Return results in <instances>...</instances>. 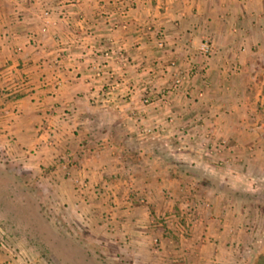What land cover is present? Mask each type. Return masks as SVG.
<instances>
[{
    "label": "crops",
    "instance_id": "crops-1",
    "mask_svg": "<svg viewBox=\"0 0 264 264\" xmlns=\"http://www.w3.org/2000/svg\"><path fill=\"white\" fill-rule=\"evenodd\" d=\"M0 155L131 264H234L260 240L222 176L264 171V0H0ZM185 202L183 236L159 217Z\"/></svg>",
    "mask_w": 264,
    "mask_h": 264
},
{
    "label": "rangeland",
    "instance_id": "rangeland-1",
    "mask_svg": "<svg viewBox=\"0 0 264 264\" xmlns=\"http://www.w3.org/2000/svg\"><path fill=\"white\" fill-rule=\"evenodd\" d=\"M14 168L0 155V249L21 260L19 264H131L127 252L105 247L99 252L96 244H101L102 238L91 233L78 217L68 218L69 209L48 195V187L33 178H21ZM255 172L250 171V176ZM230 173L222 176L229 182L221 188L237 206L240 221L249 219L242 224L250 225L248 230L258 232L260 239L249 255H244L241 244L234 246L232 255L238 256L233 258L234 264H260L264 256V171L254 178L255 186L244 174ZM222 177H216L217 181Z\"/></svg>",
    "mask_w": 264,
    "mask_h": 264
},
{
    "label": "built area",
    "instance_id": "built-area-1",
    "mask_svg": "<svg viewBox=\"0 0 264 264\" xmlns=\"http://www.w3.org/2000/svg\"><path fill=\"white\" fill-rule=\"evenodd\" d=\"M198 50L205 55H209L213 50L212 42L205 38L203 39L199 46ZM183 74L177 76L174 79L173 86H177L181 80L183 79ZM200 145L204 150L205 156L209 158V160L222 163L227 162V158L223 157V152L226 148L225 141L221 139H216L211 136L209 132L205 133V138L201 140ZM230 151L231 148H230ZM229 161V160H228ZM141 202H144V198L141 197ZM178 210V209H177ZM173 213V212H172ZM175 214L172 219L171 216H167L168 214L162 215L159 217V221L162 223L170 224L173 221H176L179 228L178 231L181 235H186V233L198 222L199 220V208L197 204H191L189 202H185L184 206L179 209V213ZM157 241V239L155 240Z\"/></svg>",
    "mask_w": 264,
    "mask_h": 264
},
{
    "label": "trees",
    "instance_id": "trees-1",
    "mask_svg": "<svg viewBox=\"0 0 264 264\" xmlns=\"http://www.w3.org/2000/svg\"><path fill=\"white\" fill-rule=\"evenodd\" d=\"M20 177V176H19ZM22 178V177H21ZM25 179H28V178H25ZM31 180V179H30ZM96 247L97 249L99 250L100 252V249L102 248L103 250H105L104 246H102L101 244H96Z\"/></svg>",
    "mask_w": 264,
    "mask_h": 264
},
{
    "label": "flooded vegetation",
    "instance_id": "flooded-vegetation-1",
    "mask_svg": "<svg viewBox=\"0 0 264 264\" xmlns=\"http://www.w3.org/2000/svg\"><path fill=\"white\" fill-rule=\"evenodd\" d=\"M260 264H264V256H263V260L260 262Z\"/></svg>",
    "mask_w": 264,
    "mask_h": 264
}]
</instances>
